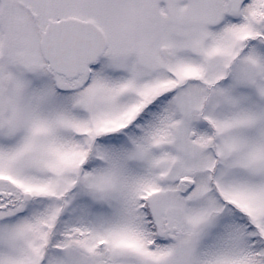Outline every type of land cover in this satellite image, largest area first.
<instances>
[{"label": "snow or ice", "instance_id": "6c2138e0", "mask_svg": "<svg viewBox=\"0 0 264 264\" xmlns=\"http://www.w3.org/2000/svg\"><path fill=\"white\" fill-rule=\"evenodd\" d=\"M0 264H264V0H0Z\"/></svg>", "mask_w": 264, "mask_h": 264}]
</instances>
